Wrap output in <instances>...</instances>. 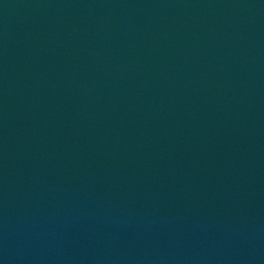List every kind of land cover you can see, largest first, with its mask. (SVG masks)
<instances>
[{"label":"water","instance_id":"1","mask_svg":"<svg viewBox=\"0 0 264 264\" xmlns=\"http://www.w3.org/2000/svg\"><path fill=\"white\" fill-rule=\"evenodd\" d=\"M0 264H264V0H0Z\"/></svg>","mask_w":264,"mask_h":264}]
</instances>
